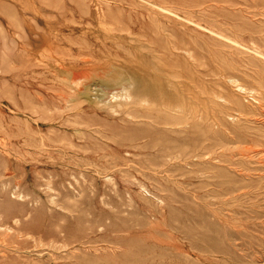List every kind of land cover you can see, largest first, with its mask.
Segmentation results:
<instances>
[{"label": "rangeland", "instance_id": "1", "mask_svg": "<svg viewBox=\"0 0 264 264\" xmlns=\"http://www.w3.org/2000/svg\"><path fill=\"white\" fill-rule=\"evenodd\" d=\"M263 53L264 0H0V264H264Z\"/></svg>", "mask_w": 264, "mask_h": 264}, {"label": "bare ground", "instance_id": "2", "mask_svg": "<svg viewBox=\"0 0 264 264\" xmlns=\"http://www.w3.org/2000/svg\"><path fill=\"white\" fill-rule=\"evenodd\" d=\"M225 37H226V35H225ZM262 52V51H261ZM263 55H264V53H263ZM162 63V62H161ZM161 67V66H160ZM167 68V67H166ZM169 68V67H168ZM172 68V67H171ZM157 69V68H156ZM162 70V69H161ZM158 80V79H157ZM158 81H160V79L158 80ZM142 83H144V81H142ZM153 83V85L155 86V88L157 89V90H159L160 89V86L162 85V83H159V82H152ZM150 84L148 83V81H145V86H149ZM146 95V94H145ZM145 95H143V96H145ZM179 95V94H178ZM149 96V95H148ZM146 97V96H145ZM155 97V96H154ZM150 97H146V99H144V100H147V101H153V99H151ZM166 100H168V98H165ZM164 99V100H165ZM155 101V100H154ZM169 101V100H168ZM156 102V101H155ZM149 103V102H148ZM168 103H170V101L168 102ZM185 107V106H184ZM65 164V163H64ZM35 169V168H34Z\"/></svg>", "mask_w": 264, "mask_h": 264}]
</instances>
